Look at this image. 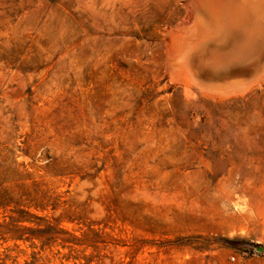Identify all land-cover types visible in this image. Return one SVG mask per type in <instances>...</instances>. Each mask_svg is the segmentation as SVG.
<instances>
[{
  "label": "rangeland",
  "instance_id": "1",
  "mask_svg": "<svg viewBox=\"0 0 264 264\" xmlns=\"http://www.w3.org/2000/svg\"><path fill=\"white\" fill-rule=\"evenodd\" d=\"M191 9L0 0V264H264V43L199 85Z\"/></svg>",
  "mask_w": 264,
  "mask_h": 264
},
{
  "label": "bare ground",
  "instance_id": "2",
  "mask_svg": "<svg viewBox=\"0 0 264 264\" xmlns=\"http://www.w3.org/2000/svg\"><path fill=\"white\" fill-rule=\"evenodd\" d=\"M190 1L192 9L188 20L184 22V27H181L179 33L174 37L173 54L177 56L173 55L171 58H174L172 62H180L188 67H185V69L191 76H189L190 79L192 78L193 81L199 85H202L200 81L201 76L199 77V72L192 66V62L195 60L194 57L197 56V54L207 55L205 59L208 65H212V67H231L232 70V67L242 68L249 63H254V66L257 64V68L259 60L256 59V49L262 47L261 41L264 43V38L262 40V31H264V11L261 9L260 0H243V5L238 8L235 7L236 0ZM238 37V43L232 44L234 42L233 39L236 40ZM229 39L233 40V42L229 43ZM218 46L224 48L226 51H230V54L216 58L214 56L213 59L208 60L210 54L220 50V48H217ZM263 67L264 55L258 71L244 80L241 87L237 86L238 88L236 87V90L247 88L252 81L256 80ZM223 71H220V73ZM243 72L245 71L243 70ZM216 91L217 90L214 92ZM220 93L221 92H219V94ZM216 94L218 93L216 92Z\"/></svg>",
  "mask_w": 264,
  "mask_h": 264
},
{
  "label": "snow or ice",
  "instance_id": "3",
  "mask_svg": "<svg viewBox=\"0 0 264 264\" xmlns=\"http://www.w3.org/2000/svg\"><path fill=\"white\" fill-rule=\"evenodd\" d=\"M260 5H261L262 11H264V0H260Z\"/></svg>",
  "mask_w": 264,
  "mask_h": 264
}]
</instances>
